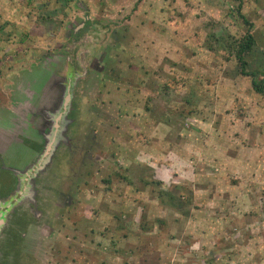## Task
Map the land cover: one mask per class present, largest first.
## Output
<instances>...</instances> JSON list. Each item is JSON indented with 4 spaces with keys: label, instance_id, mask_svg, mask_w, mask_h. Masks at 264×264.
Returning <instances> with one entry per match:
<instances>
[{
    "label": "rangeland",
    "instance_id": "1",
    "mask_svg": "<svg viewBox=\"0 0 264 264\" xmlns=\"http://www.w3.org/2000/svg\"><path fill=\"white\" fill-rule=\"evenodd\" d=\"M252 79L264 0H0V264H264Z\"/></svg>",
    "mask_w": 264,
    "mask_h": 264
},
{
    "label": "flooded vegetation",
    "instance_id": "2",
    "mask_svg": "<svg viewBox=\"0 0 264 264\" xmlns=\"http://www.w3.org/2000/svg\"><path fill=\"white\" fill-rule=\"evenodd\" d=\"M65 91H64V100H65V97L66 95L69 93L70 94V91H71V87H72V82L70 79H68L67 83H66V86H65ZM71 95V94H70ZM65 102V101H63ZM68 103H63L62 105V108L60 110V112L57 114V118L59 119L60 117L64 116L67 112V109H68ZM60 120V119H59ZM62 137H60V135H58V132H54L53 133V136L51 137V140L50 142H48L47 146H46V149L44 151V154L43 156L41 157V159L43 158V160H40L39 162H37L34 166H32L31 168H29L26 172V174L22 175L21 177V180L19 181V191L15 192L14 194V198L16 199V197H20L22 196V193L24 192V189L27 188V182L30 178L34 177L36 171L38 170V167L43 164L45 162V158H47V156H49L50 154V150L52 149L51 145H53V143L56 141V140H59L61 139ZM12 202L8 203L7 205L11 204ZM8 209L7 206H4L1 210L2 213H4V211H6Z\"/></svg>",
    "mask_w": 264,
    "mask_h": 264
},
{
    "label": "trees",
    "instance_id": "3",
    "mask_svg": "<svg viewBox=\"0 0 264 264\" xmlns=\"http://www.w3.org/2000/svg\"><path fill=\"white\" fill-rule=\"evenodd\" d=\"M244 23L250 27L251 26V22H249L248 20L244 19ZM254 45V37L252 35V33L250 31H247L246 35L244 36L243 40L238 44V49L236 52V59L241 67V71L243 73L244 70L243 68L246 65V61L244 59V53L249 51L252 46ZM252 87L253 89L258 92V93H263L264 92V82H260V81H256L255 79H252L251 81Z\"/></svg>",
    "mask_w": 264,
    "mask_h": 264
},
{
    "label": "crops",
    "instance_id": "4",
    "mask_svg": "<svg viewBox=\"0 0 264 264\" xmlns=\"http://www.w3.org/2000/svg\"><path fill=\"white\" fill-rule=\"evenodd\" d=\"M141 118H142V119H145L144 116H142ZM134 120H135V118H133V121H134ZM156 128L158 129V131H160V126H155V127H152V129H153L152 133L157 132V131L154 130V129H156ZM150 133H151V132H150ZM158 143H159V144H158L159 146L165 144L164 142H162V141H160V140H159ZM161 147H163L164 149H166V146H161ZM161 147H160V150H161ZM153 148H154V147H153ZM162 152H163V151H162ZM181 159H182V158H181ZM181 161H184V160L182 159V160H180V162H181Z\"/></svg>",
    "mask_w": 264,
    "mask_h": 264
},
{
    "label": "water",
    "instance_id": "5",
    "mask_svg": "<svg viewBox=\"0 0 264 264\" xmlns=\"http://www.w3.org/2000/svg\"><path fill=\"white\" fill-rule=\"evenodd\" d=\"M69 99H70V94L68 93V94L66 95V97H65V100H64L65 102H64V103H65V104L68 103ZM1 216H2V213H0V224L3 223V219H2Z\"/></svg>",
    "mask_w": 264,
    "mask_h": 264
}]
</instances>
